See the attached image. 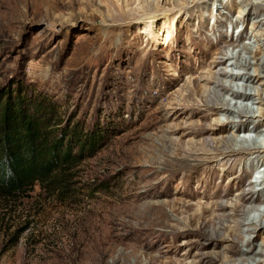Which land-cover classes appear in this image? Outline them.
Masks as SVG:
<instances>
[{"label":"rangeland","instance_id":"1","mask_svg":"<svg viewBox=\"0 0 264 264\" xmlns=\"http://www.w3.org/2000/svg\"><path fill=\"white\" fill-rule=\"evenodd\" d=\"M240 1L208 0L209 9L200 5L191 10L195 17L187 28L189 34L182 29L177 35L169 32L167 42L162 41V35L148 42L140 31L142 21L149 16L140 15L136 0L129 1L131 16L124 11L123 0H0V90L14 92L18 88L24 98H43L53 105L52 119L58 128L79 123L84 134L101 133L95 151L72 170L67 193L51 198L36 185L29 198L10 203V210L0 206V264H150L149 255L154 253L152 245L157 240L150 233L153 181L147 167L137 163V137L141 127L162 108L177 118L167 125L190 122L192 110L186 111L183 105L165 106V100L170 93L182 91L188 81L185 76L195 69L197 58L213 62L216 47L207 41L218 47L232 43L242 56L243 46L255 53L257 36L264 34V27L252 30L258 15L243 20L248 7L239 5ZM164 2L169 8L172 0ZM197 11L208 17L200 34L195 32ZM157 15L153 20L162 27L164 22L182 27L189 17V13L173 12L165 19L160 10ZM163 35L165 38V31ZM229 63L227 60L226 65ZM209 70L210 66L196 73L207 76ZM260 81L256 88H260ZM262 110L264 107L254 101L255 116ZM210 120L207 116L194 122L211 127L214 123ZM248 135L252 136L244 137H253ZM251 165L263 178L264 160L244 167L237 164L234 172L242 176L244 190H249L253 181L248 179L254 178V172L249 175L254 169ZM218 167L213 187L226 186L232 176H224L226 171ZM253 182L252 191L264 190V184ZM197 184L195 179L187 189L179 177L172 179L170 196L159 201L187 202V192L191 191L198 195L194 202H204L203 189ZM235 194L233 184L226 201H233ZM176 228L181 230V226ZM165 229L167 235L157 240L156 247L163 261L192 264L200 254L212 253L218 256L217 264H230L223 261L222 253L230 243L201 250L198 243L204 242L193 235L176 237ZM98 237L107 238L108 245H96ZM262 244L264 236L259 235L256 249ZM257 260V264H264V248Z\"/></svg>","mask_w":264,"mask_h":264},{"label":"bare ground","instance_id":"2","mask_svg":"<svg viewBox=\"0 0 264 264\" xmlns=\"http://www.w3.org/2000/svg\"><path fill=\"white\" fill-rule=\"evenodd\" d=\"M129 1L123 0L122 3L127 16L129 14L131 16ZM136 1L140 15L149 16L142 21L140 31L141 34H146L145 38L148 42L159 35H162V41L167 42L170 33L175 32L177 35L179 30L182 32V29L189 34L187 28L195 17L190 14L191 10L200 5L209 9L208 0H203L201 3H195L197 0H172L169 8H166L164 0H162L164 6L160 5V0ZM239 5L248 7L243 20L250 15H258L256 21L252 22L253 31L258 27H264V15L259 18L260 14H264V0L256 3L251 0H241ZM159 10L163 12L165 19L170 18L173 12L189 13V17L182 27L180 23L175 25L173 23L172 27L165 22L162 27L160 22L153 20L158 16ZM239 13H242L241 10ZM197 14L195 32L200 34L201 29L207 24L208 17H204L199 11ZM233 25H236V22ZM164 31L165 38H163ZM211 31H214V28ZM257 37L259 46L255 53L251 54L247 47H242L245 56H242L241 51H237L232 43L218 47L216 43L207 41L210 47H216L214 53L216 57L212 59L213 62L207 63L200 57L197 58L195 69L185 76L188 81L186 80L187 83L182 91H172L173 93H170L165 100V106L183 105L186 111L192 110V115H189L190 122L167 125L166 122H174L177 118L174 114H169L168 109L162 108L156 116L141 127L136 141L137 163L147 167L149 178L153 181L151 198L155 202L150 203L152 238L159 240L163 237L162 235H167L165 228H168L169 234L172 233L176 237L193 235L192 237L198 238L200 242H204V244L198 243L201 250L209 247L215 249L220 243H230L222 252L223 261L230 264H257V257L262 256L264 248V244L260 246V249H256L255 246L259 235L264 236V209H261L264 208V190L258 192L251 190L254 188L252 176L249 190H244L241 186L242 176L234 172L237 164H242L244 167L251 161L264 160L263 135L260 128L264 124V110L258 116H255L253 112L254 101L264 107V34ZM227 60H230L229 65H226ZM209 66L211 70L208 74L203 73L207 76L197 75L198 69ZM216 67L218 71L214 72ZM252 67L255 68L253 73L250 72ZM259 79H261L260 88H256ZM207 116H210V121L214 123L211 127H204L198 121L194 122L195 119L200 120ZM250 125H252L251 130H249ZM230 130L234 131L231 135H229ZM146 132L150 133L146 135ZM246 134H253V137L245 138ZM217 166L221 172L226 171L223 173L224 176L232 173L226 186L221 183L213 187ZM251 168H254V165H251ZM177 177L187 189L197 179L196 187L203 189L200 193L205 201L194 202L198 195L191 191L187 192L189 198L187 202L159 201L162 197L170 196V181ZM262 180L264 181V174ZM233 184L236 187V194L234 200L229 202L226 200L231 196ZM221 188H224L223 195H220ZM240 220L247 223H241ZM168 222H173L174 225H168ZM176 226H181V230H178ZM244 227L245 229L242 230ZM157 240L152 245L154 253L149 255L150 264H172L169 259L163 261L160 256L161 251L156 249ZM97 241L96 245L102 248L109 242L107 238L102 237H98ZM200 255L201 257L192 264L220 262L215 254Z\"/></svg>","mask_w":264,"mask_h":264},{"label":"trees","instance_id":"3","mask_svg":"<svg viewBox=\"0 0 264 264\" xmlns=\"http://www.w3.org/2000/svg\"><path fill=\"white\" fill-rule=\"evenodd\" d=\"M21 89L0 90V206L29 198L38 185L49 197L68 192L72 170L95 151L99 131L79 123L58 128L54 107L43 98H24ZM75 153H72V148ZM89 192V190H88ZM68 196H71L69 194Z\"/></svg>","mask_w":264,"mask_h":264}]
</instances>
